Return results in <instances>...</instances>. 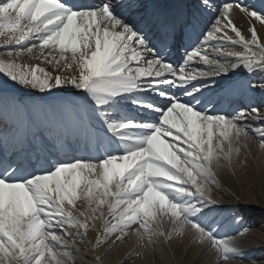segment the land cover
Returning a JSON list of instances; mask_svg holds the SVG:
<instances>
[{"label": "snow or ice", "instance_id": "snow-or-ice-1", "mask_svg": "<svg viewBox=\"0 0 264 264\" xmlns=\"http://www.w3.org/2000/svg\"><path fill=\"white\" fill-rule=\"evenodd\" d=\"M257 25L264 0H0V264H104L100 249L130 237L129 259L190 238L243 264L250 229L209 217L219 172L245 170L252 143L264 152V106L223 111L209 93L227 78L225 100L264 97ZM69 146L92 151L60 159Z\"/></svg>", "mask_w": 264, "mask_h": 264}, {"label": "bare ground", "instance_id": "bare-ground-1", "mask_svg": "<svg viewBox=\"0 0 264 264\" xmlns=\"http://www.w3.org/2000/svg\"><path fill=\"white\" fill-rule=\"evenodd\" d=\"M148 1L150 2L151 0ZM95 2H98V0H94ZM262 36L264 37V33H262ZM0 79H3L2 75H0ZM223 82L220 81L218 83L224 85ZM3 93L4 90L0 89V94ZM8 94L15 95L18 99L27 98L24 97L23 90L17 91L16 89H10L8 90ZM33 94L37 95L38 93ZM239 95L235 94V96ZM254 102L258 103V100H254ZM122 106L119 107L121 108ZM259 126L261 125L257 124L255 127ZM247 163L248 166L245 170L239 168L235 170V176L229 171L231 178H228L223 172L221 175L219 173V183L221 185L219 188L217 186L218 183L215 187L219 190L218 194L220 193L227 198V201H220V203L227 205L228 211L237 208V210L248 217L250 226L255 228H250L248 225L245 226L250 231L244 235L246 237L244 240L248 241L253 248H259L260 250L254 252V258L249 257V253L243 252L244 250H242L245 257L243 263L249 261H255L256 263V260H259L262 261L261 264H264V221L259 220L264 215V152L259 149L258 143H252L250 145V154ZM262 191L263 193H261ZM234 195L235 199L233 198ZM216 196L213 194L214 199ZM257 229L263 233H254ZM90 237L94 240L95 233H90ZM236 245L241 250V244ZM107 247V245H104L97 255H102L100 253L104 254L105 248ZM135 247L136 242L134 237H130L124 243L117 244L107 254H104V264H214V257L205 252L199 244L193 245L190 238L175 241L170 248L158 243L154 250L141 249L144 253L143 257H137L132 263L130 259L125 258V253L131 249L134 250ZM247 257L249 259H246ZM76 258L79 260V256ZM233 264H241V262L237 260L233 261Z\"/></svg>", "mask_w": 264, "mask_h": 264}, {"label": "rangeland", "instance_id": "rangeland-1", "mask_svg": "<svg viewBox=\"0 0 264 264\" xmlns=\"http://www.w3.org/2000/svg\"><path fill=\"white\" fill-rule=\"evenodd\" d=\"M262 33H264V31H262ZM263 40H264V39H263ZM39 95H41V94H39V93H38L37 95H36V94H32L31 96H28V95H25V94H24V97H27L26 100H29V99H34L35 97H38ZM221 171H223V173L227 175L226 170H221ZM261 193H263V191H262ZM119 255H120V254H119ZM134 259H137V258H136V257H132V258L130 259L132 263H133V260H134ZM261 262H262V261H257V264H261ZM134 264H135V263H134ZM248 264H249V263H248Z\"/></svg>", "mask_w": 264, "mask_h": 264}]
</instances>
